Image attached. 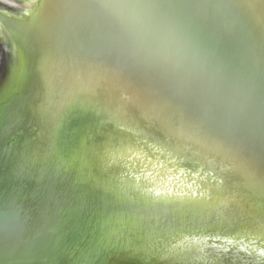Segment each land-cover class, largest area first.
Instances as JSON below:
<instances>
[{
  "label": "water",
  "instance_id": "obj_1",
  "mask_svg": "<svg viewBox=\"0 0 264 264\" xmlns=\"http://www.w3.org/2000/svg\"><path fill=\"white\" fill-rule=\"evenodd\" d=\"M45 2L34 20L0 15L16 49L23 54L25 69L17 84L18 91L0 106V146L6 150L0 163L5 170L13 163L18 165L17 171L12 172L17 183L13 201L3 202L0 197V264H107L104 250L117 241L113 236L115 226L109 220L138 222L151 235L154 231L163 236L173 235L171 229L177 227L196 236L203 231L196 227L197 220L182 219L174 213L171 209L176 205L144 204L104 193L96 182L84 183L82 175L86 176L90 167L88 150L71 155L66 151L73 143L74 128L68 122L75 110L95 111L99 125L110 123L134 132L141 124L155 127L165 133V141L154 132L151 142L145 130L143 138L153 147L166 149L165 155L168 151L177 153L179 147L201 148L207 153L198 159L202 171L210 169L209 156L222 168L241 165L249 180H254L263 191L256 189L255 193L248 185L247 192L241 190L235 196V203L210 211L181 208L197 211L199 215L195 216L201 225L207 224L208 229L203 232L206 234L222 224L225 233L240 229L243 223L264 229V0H56L59 7L61 4V12L58 29L51 33L54 53H63L70 59H87L120 78L126 77L148 95L158 110L148 106L142 110L120 84L88 80L81 90L85 92L93 85L88 94L76 106H63L56 125L52 124V131L57 133L53 151L48 156L43 152L46 160L40 158L41 153L33 152L36 158L31 165L24 155L20 156L21 149L35 142L44 146L48 136H52L51 130L44 134L48 128L40 125L38 119L35 123L23 120V114L30 112L25 111L23 102L31 94L32 79L37 76L35 67L42 71L44 64L40 60L35 66L28 44L12 30L10 23L22 28L38 27L47 16ZM27 7L28 4L21 9ZM116 88L127 102L109 98L110 91ZM91 99H97L96 106L90 104ZM129 100L136 107L128 109L130 125L109 113L112 107L128 108ZM20 101L23 105L18 109ZM34 105L31 112L39 119L52 109L47 103ZM101 110L105 115L99 114ZM157 111L164 112V117L158 116L161 113ZM176 153L171 156L180 161L182 154ZM233 175L238 177L236 172ZM89 191L118 210L96 217L87 215L85 232L78 234L77 239L81 240L69 251L56 241L60 232L75 221L72 211L86 208L79 194ZM140 205L165 213L159 219L143 220L138 214ZM203 211L209 212L208 220H202L208 214ZM128 230L125 228L124 232ZM118 235L122 236L123 231ZM89 250L94 253H87Z\"/></svg>",
  "mask_w": 264,
  "mask_h": 264
},
{
  "label": "rangeland",
  "instance_id": "obj_2",
  "mask_svg": "<svg viewBox=\"0 0 264 264\" xmlns=\"http://www.w3.org/2000/svg\"><path fill=\"white\" fill-rule=\"evenodd\" d=\"M13 1L15 4H28V7L21 9L18 5L8 4L0 0V15L20 20H34L40 15L44 7V0ZM0 31L2 36L0 41V106H4L3 103L18 91L19 85L17 84H19L18 82L22 79V74L25 72V69L22 65L23 54L22 52L19 53L15 48L16 43L13 37L8 30L4 28H0ZM18 49H20V47ZM108 96L114 101L123 100V103L127 102L125 96L121 94L120 90L117 88L110 91ZM99 114L105 115V112L101 110ZM71 115V121L68 123L72 124L74 128L72 136L74 145L72 143L70 148H66V151L71 155L73 152H80L85 149L90 150L88 151L89 159H87L91 163H89L90 167L85 173L86 176L82 175L83 181L90 185H94L95 182L98 183L103 187L104 193H108L112 196H125L132 201L144 204L179 205L183 208L192 209V207H197L201 210H208L216 209L219 205L235 203L237 200H234V198L236 195L238 196V194H240L239 191H248L247 181L242 174H240L241 178L238 175L240 171L234 167H225L227 169L225 170V168H222L212 156L208 157L210 163L209 175L206 171H202L203 168L198 159L202 158V156H206L207 153L201 148L190 149L186 147L182 149L179 147V150L177 148V153L175 151H173V153L178 154L181 152L182 159L180 161H176L175 157L171 156L173 154L172 151H168L167 154L169 157L167 158L168 155H165L166 149L163 151L153 147L143 138V131L145 130L144 132L149 135L148 137H150L151 142H154V139L151 138L154 132L157 134L159 133L157 138L161 141H165V133L158 131L155 127L151 129L149 126L141 124L134 132L119 128L110 123L99 125V116L93 110H75ZM68 123L66 122L67 125ZM2 125L3 122L0 121V130L3 128ZM138 131L140 132L138 133ZM167 146L170 148V144ZM191 150H193V152H191ZM5 151V148L0 146V157L4 155ZM194 155L196 156L194 157ZM20 156H22V154ZM0 160L2 161V159ZM134 161L138 162L135 163ZM173 164L175 166H173ZM2 165L3 163H0V197H2L3 202L9 201V203H11L14 199L15 186L17 184L12 178V172L15 173V171H17L16 167L18 165L16 166L15 163H13L9 165L6 170L2 169ZM152 165L153 167H151ZM232 169L234 172H236L235 170L238 171L237 178L233 175L234 172L231 173V171H233ZM181 172L194 174V176L199 174V181L201 180L202 183H204L199 186L200 193L198 191L196 192L200 195L191 192V186L189 184L192 182L185 184V186L181 188L182 193L172 190L173 186L178 185L179 180L176 175L177 173L181 174ZM206 177L208 178L205 179ZM125 179L128 182H126ZM144 181L145 183H143ZM150 181L152 183H150ZM185 191L188 192L186 193ZM193 195L195 196L193 197ZM251 212H255L254 206H252ZM116 221H119L120 224L116 223ZM108 222L115 226L113 236L116 237L117 241L111 242L108 248L104 250L107 264H262V262L264 264V255L257 253L256 249L258 247L264 249V229L260 227L255 229L252 224L243 223L240 229H236L232 233H225V225L222 224L218 226L213 233H200L196 238H193V235L186 233L188 229L182 227L171 229L173 232L171 237L170 235L163 236L159 231H154L151 235L149 232H144L138 222L127 219L109 220ZM125 228L129 229L128 232H124ZM119 231H123L122 236L118 235ZM176 232L179 234H175ZM241 237L243 240L240 239V241L239 238ZM158 239L159 241H157ZM170 239L171 241L184 239V243H179L184 245L180 250L173 248L171 250L169 249V252L167 249H164V247L166 248V246L171 245ZM201 242L203 244L202 246ZM189 243L192 244L193 247L199 246L200 254L196 250H188ZM241 244H244V246ZM250 244H255L256 248H252L253 250L244 249L246 245ZM153 255L155 258H153Z\"/></svg>",
  "mask_w": 264,
  "mask_h": 264
},
{
  "label": "bare ground",
  "instance_id": "obj_3",
  "mask_svg": "<svg viewBox=\"0 0 264 264\" xmlns=\"http://www.w3.org/2000/svg\"><path fill=\"white\" fill-rule=\"evenodd\" d=\"M5 2H7L8 4H14V5H18L19 8L20 7H25L26 4H15L13 0H3ZM19 1V0H18ZM34 1V0H33ZM46 2V14L47 16L44 18V20L40 23V25L38 27L35 28H27V27H20L16 24L10 23V26L12 28V30L19 36L21 37V39L23 41H25L28 44V47L30 48V52L31 55L35 58V66L37 65L38 62H40V60H42L43 62H41V64H44V69L40 72L38 70L37 67H35V73L37 76H35L32 79V88H31V94H29L28 98L25 99L24 103V109L25 111H30L27 113L23 114V120H28L32 123H35L36 120L38 119V122H40L39 124L44 126V124L47 126L48 129L44 130V134L46 135V132H50L51 130V134L52 136H48V140L46 142H44V146H42L43 144H40L39 142H35L30 144L31 146H26L24 149H21V151L19 152L20 155L22 154V156L24 155V160L27 161L31 164L33 163V158L35 159V153L33 154V152H37V153H41L39 154L40 158L43 160H46L47 157H45L43 152H45L48 156V154H50L49 151H53L54 148V140L56 139V134H54V132L52 131L51 127L52 124L54 123V125H56L55 123L58 121L59 118V113L62 110V107L65 105H70L69 107L72 106H76L77 103H79L80 101H82L81 99L83 97H85V95L88 94V90H90L93 85H91L90 87H88V90H86L85 92L81 90L83 89V87L87 84L88 80H107L108 82H112V83H117L120 84L122 86V88L124 90H126L132 97V99L134 98V100H136V103H138L142 110H144V107L148 106L149 108H155L158 110L157 105H154V103L151 102V100L149 99L148 95L145 94L143 92L142 89H140L137 85L133 84L130 82V80L128 81V79L125 77H119V75L115 74L114 72L110 71L109 69H107L106 67H102L101 65H98L97 63L93 62V61H88L87 59H70V58H66L65 55L62 53L63 56H61L60 54H56L54 53V49L56 46H54V42H53V36L51 33H53L56 29H58V23H60L59 20V14H60V8H61V4L60 7L58 6L56 0H45ZM4 4V3H3ZM16 6V7H18ZM43 68V67H42ZM78 90V91H77ZM77 91V92H76ZM77 93V96H76ZM91 93H93L94 95L97 94V92L92 91ZM76 99V100H75ZM85 100V98L83 99ZM97 100V99H96ZM96 100H92L91 99V105L96 106ZM116 100V99H115ZM38 102L40 103H47L51 106L52 109L49 108V106L47 107V110L50 109V112H48V115L41 117L39 119V117L34 116L33 113L31 112V110L33 109V107L35 106L34 104ZM22 101H20L18 109L22 108L23 105ZM129 104H131V106L128 105L127 107H121L119 110L115 109L114 107H112L113 110H110V114L112 115V118H117V119H121L124 122L126 121V123H128L129 125L132 124V120L129 118L130 114H128V109L130 110L133 106L132 101L129 100L128 102ZM88 104V103H87ZM109 104L111 106H113L114 104H111L109 102ZM145 107V108H146ZM136 108V107H135ZM120 111H122V114H120ZM159 114L158 116H163L162 114H164V112L162 111H157ZM47 113V112H46ZM50 114V115H49ZM160 116V117H161ZM49 117V118H48ZM130 119V120H129ZM170 120V119H168ZM53 125V126H54ZM47 132V133H48ZM199 138V137H197ZM199 141L205 142L204 140L200 139ZM198 141V142H199ZM92 147V146H91ZM88 148V147H87ZM85 149V148H84ZM32 150V152H31ZM87 150V149H86ZM90 151V150H88ZM220 153L216 154L217 156H223V155H219ZM38 155V154H37ZM141 155V154H140ZM26 156V158H25ZM42 156V157H41ZM44 156V158H43ZM125 156V155H124ZM167 156V155H166ZM49 157H52V159H55V156L53 155H49ZM121 157V156H120ZM127 157V156H126ZM133 157V156H132ZM137 157V156H136ZM169 157V155L167 156V158ZM224 157V156H223ZM39 158V159H40ZM125 158V157H124ZM135 158V157H134ZM225 158V157H224ZM89 159V158H88ZM87 159V160H88ZM140 159V158H139ZM152 160V159H151ZM225 161V159H223ZM144 161V160H143ZM135 162V161H134ZM138 162V161H137ZM135 162V163H137ZM152 162V161H151ZM226 162V161H225ZM54 164L58 163L57 165L60 166L61 164L56 161L53 162ZM91 163V162H90ZM168 163V162H167ZM166 163V164H167ZM142 164V163H141ZM158 164V163H157ZM32 165V164H31ZM90 165V164H89ZM135 166V164H134ZM147 166V165H146ZM165 166V165H164ZM173 166H175L173 164ZM172 166V167H173ZM210 166V165H209ZM148 167V166H147ZM153 167V165L151 166ZM136 168V167H135ZM149 168V167H148ZM175 168V167H174ZM234 168H236L238 171H240L238 173L239 177L241 178V175H243V177L245 178V180L247 181L249 186V189H255V193L257 192L256 189H258V191H263L262 188L258 185H256V182L252 179L249 180L248 176L246 175V172L243 170L242 166L238 165V166H234ZM146 169V168H145ZM144 169V170H145ZM158 169V168H157ZM180 169V168H179ZM226 169V168H225ZM171 170V169H170ZM176 170V169H175ZM227 170V169H226ZM237 170L236 173L238 172ZM138 171V170H137ZM165 171V170H164ZM167 171V170H166ZM174 171V170H173ZM149 172V170H148ZM207 172V171H206ZM210 170L207 172L209 175ZM142 173V172H141ZM146 173V171H145ZM162 173V172H161ZM198 173V172H197ZM183 174V175H181ZM176 175V177L178 178V187L177 186H173L172 190L175 192H180L181 188L185 186V184H189L191 186V192H194L193 194H195L197 191L200 193L199 191V186L200 184H204L202 183V181H199V174L198 177L197 175L194 176V174H187V173H182ZM135 175V174H134ZM163 175V174H162ZM165 175V174H164ZM201 175V174H200ZM212 175V174H211ZM160 176V175H158ZM171 176V175H170ZM136 177V176H135ZM141 177V176H140ZM144 177V176H143ZM208 177H206L205 179H207ZM214 178V177H213ZM124 180V179H123ZM139 180V179H138ZM137 180V182L139 183V181ZM141 180V179H140ZM143 180V179H142ZM146 180V179H145ZM150 180V179H148ZM175 180V179H173ZM217 180V179H216ZM239 180V179H238ZM126 181V179H125ZM162 181V180H161ZM167 181V180H166ZM220 181V180H219ZM218 181V182H219ZM240 181V180H239ZM128 182V181H126ZM125 182V184H126ZM136 182V181H135ZM155 182V181H154ZM171 182V181H170ZM132 183V182H131ZM141 183V182H140ZM145 183V181L143 182ZM150 183H152L150 181ZM163 183V182H162ZM159 184V183H158ZM199 184V185H198ZM145 185V184H143ZM165 185V184H164ZM163 185V186H164ZM170 185V184H169ZM217 185V184H216ZM124 186V185H123ZM141 186V185H140ZM151 186V185H150ZM158 186V185H157ZM161 186V185H160ZM122 187V186H121ZM138 187V186H137ZM142 187V186H141ZM149 187V186H148ZM219 187V186H218ZM221 187V186H220ZM152 188V187H151ZM166 188V187H165ZM161 189V188H160ZM185 189V188H184ZM209 189V188H208ZM123 190V189H122ZM133 190V189H132ZM145 190V189H144ZM147 190V189H146ZM167 190V189H166ZM90 192V191H89ZM89 192H82L81 194H79V196L81 197V199L84 200V206L86 208L82 209L80 208L79 210L76 209L74 211H72V213L76 216L75 221L72 223V225L70 226V228H68L67 230H65L64 232H60L58 240L56 241L57 245H64V247L67 249H69V251L71 250V247H75V244L81 240L77 239L79 237L78 234L84 233V221L86 220L87 215H92V217H96V215H101L104 212H114L116 210H118L117 208H115L114 206L111 205H106L105 201L103 199H101L100 196H97L96 194L93 193H89ZM166 192V191H165ZM186 192V191H185ZM188 192V191H187ZM186 192V193H187ZM123 193V192H122ZM151 193V192H150ZM196 193V194H199ZM202 193V192H201ZM144 194V193H143ZM152 194V193H151ZM189 194V193H188ZM206 194V193H205ZM148 195V193H147ZM172 195V194H171ZM170 195V196H171ZM200 195V194H199ZM157 196V195H156ZM159 196V195H158ZM169 196V197H170ZM173 196V195H172ZM176 196V195H175ZM195 195H193L194 197ZM182 197V196H181ZM180 197V199H181ZM142 198V197H141ZM148 198V197H147ZM161 198V195H160ZM164 198V197H163ZM150 199V198H149ZM159 199V198H158ZM94 200V201H92ZM156 200V199H155ZM163 200V199H162ZM166 200V199H165ZM121 207H126V205H122ZM139 208V217L141 219L143 218H156L159 219L162 216V212L160 211H151L153 210V208H150L148 206H144V205H140L138 206ZM176 208H172L171 210H173L174 213H176L177 215H180L182 219H186L189 221H194L197 220V228H203V232H206V230L208 229L207 224H202L201 222H199L200 220H198L196 218V216H198L199 214H196L197 211H201V209L197 210V211H193L191 209H183L181 208L179 205L175 206ZM195 208V207H194ZM197 208V207H196ZM195 208V209H196ZM185 210V212H184ZM211 209H209L208 211H210ZM165 213V212H163ZM203 214L208 213L206 215H203L201 218L202 220H208L210 216L209 212H202ZM196 215V216H195ZM208 216V217H207ZM206 217V218H205ZM172 218H174L172 216ZM144 220V219H143ZM176 220H179V218H177ZM256 221L259 219H255ZM142 221V220H139ZM262 223L264 222V220H261ZM131 226V225H130ZM133 228V227H132ZM135 230V229H134ZM176 231V229H175ZM224 231V230H222ZM220 231V232H222ZM136 232V231H135ZM178 232V231H177ZM242 232V231H241ZM77 233V234H76ZM134 233V232H133ZM137 233V232H136ZM135 233V234H136ZM187 233V232H186ZM218 233V232H217ZM247 233V232H246ZM245 233V234H246ZM179 234V233H178ZM224 234V232H223ZM222 234V235H223ZM242 234V233H241ZM252 234V233H251ZM193 238H196L197 236L192 234ZM206 235V234H205ZM214 235V234H213ZM230 235V234H229ZM135 236V235H134ZM171 236V235H170ZM182 236V235H181ZM228 236V235H227ZM252 236V235H251ZM172 237V236H171ZM211 237V236H208ZM213 237V236H212ZM218 237V236H216ZM232 237V236H230ZM257 237V236H256ZM167 238V237H166ZM248 238V237H246ZM177 239V238H176ZM201 239V238H200ZM217 239V238H216ZM243 240L242 237L239 238V240ZM259 239V238H258ZM262 239V238H261ZM163 240V239H161ZM221 240V239H220ZM240 240V241H241ZM159 241V239L157 240ZM171 241V239L169 240ZM184 241V239L178 240V241H171V245L170 246H166V248L164 247V249H167L169 251V249H181L182 246L184 244H179L180 242L182 243ZM206 241V240H205ZM204 241V244H205ZM237 241V240H236ZM248 241V240H245ZM261 241V240H260ZM167 242V241H166ZM264 242V241H263ZM159 243V242H158ZM184 243V242H183ZM208 243V242H207ZM242 243V242H241ZM152 244V243H151ZM156 244V243H155ZM175 244V245H174ZM149 245V244H148ZM153 245V244H152ZM174 247H173V246ZM202 242H201V246H202ZM221 245V243H220ZM244 246V244H241ZM156 246V245H155ZM214 246V245H213ZM212 246V247H213ZM154 247V246H153ZM157 247V246H156ZM162 247V245H161ZM160 247V248H161ZM225 247V246H224ZM199 246H194L192 244L189 243V247L188 250L190 249L191 251L196 250L199 253ZM219 248V247H217ZM252 249V248H256L255 244H250V245H246L244 247V249ZM257 249V253L264 255V249L261 247L256 248ZM253 250V249H252ZM157 251V250H156ZM226 251V250H225ZM92 250H89L87 253H92ZM154 252V251H153ZM158 252V251H157ZM170 252V251H169ZM175 252V251H174ZM235 252V251H234ZM94 253V252H93ZM150 253V252H149ZM152 254V253H151ZM156 254V253H155ZM180 254V253H179ZM188 254V253H187ZM200 254V253H199ZM233 254V252H232ZM243 254V253H242ZM162 255V254H161ZM229 255V254H228ZM231 255V254H230ZM180 256V255H179ZM233 256V255H231ZM162 257V256H161ZM160 257V258H161ZM168 257V256H167ZM166 257V258H167ZM200 257V256H199ZM153 258L154 255H153ZM176 258V257H175ZM224 258V257H221ZM231 258V257H230ZM259 258V257H258ZM263 258V257H262ZM171 259V258H170ZM169 259V260H170ZM189 259V258H188ZM217 259V258H216ZM226 259V258H225ZM260 259V258H259ZM163 260V259H162ZM206 260V259H205ZM212 260V259H211ZM264 260V259H263ZM169 262V261H168ZM180 262V261H178ZM232 262V261H231ZM251 262V261H250ZM196 263V262H195ZM200 263V262H199ZM235 263V262H234ZM254 263V262H253ZM181 264V263H180ZM210 264V263H209ZM242 264V263H241ZM263 264V262H262Z\"/></svg>",
  "mask_w": 264,
  "mask_h": 264
},
{
  "label": "flooded vegetation",
  "instance_id": "obj_4",
  "mask_svg": "<svg viewBox=\"0 0 264 264\" xmlns=\"http://www.w3.org/2000/svg\"><path fill=\"white\" fill-rule=\"evenodd\" d=\"M8 6H10V5H8ZM0 28H4V29H6L5 27H4V25L1 23V21H0ZM7 30V29H6ZM1 39H2V36H1V31H0V41H1ZM16 45V44H15ZM16 48V47H15Z\"/></svg>",
  "mask_w": 264,
  "mask_h": 264
}]
</instances>
